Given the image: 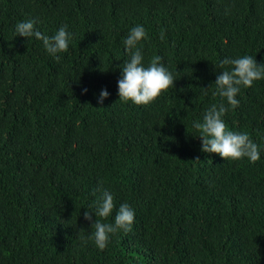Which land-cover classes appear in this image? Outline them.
Instances as JSON below:
<instances>
[{
	"label": "trees",
	"instance_id": "16d2710c",
	"mask_svg": "<svg viewBox=\"0 0 264 264\" xmlns=\"http://www.w3.org/2000/svg\"><path fill=\"white\" fill-rule=\"evenodd\" d=\"M25 19L48 35L66 24L68 51L17 36ZM136 24L145 62L159 55L176 79L147 106L118 95ZM244 54L264 63V0H0V264H264V151L205 153L191 127L221 102L219 62ZM237 98L227 127L264 149V79ZM99 186L113 216L135 210L103 250L83 217Z\"/></svg>",
	"mask_w": 264,
	"mask_h": 264
},
{
	"label": "clouds",
	"instance_id": "9594fccd",
	"mask_svg": "<svg viewBox=\"0 0 264 264\" xmlns=\"http://www.w3.org/2000/svg\"><path fill=\"white\" fill-rule=\"evenodd\" d=\"M35 24L33 19L18 21L15 24L16 35L41 41L46 53L59 60L61 57L58 54L67 52L72 41L73 34L68 31V26L61 25L52 35H48L38 30ZM160 38H164L163 32ZM148 39L146 29L141 24L132 26L122 39L128 58L123 60L122 66L119 65L121 74L117 87L119 99L126 103L147 106L164 95L169 88L173 89L176 79L165 64L161 63L162 57L156 55L145 62L142 47L143 42ZM219 63L223 70L216 76L212 95L220 97L221 102L211 103L200 118L191 121V127L197 130L196 137L201 138L202 152L216 153L230 161L247 158L250 162H256L261 159V151L264 149L247 132L230 130L224 116L230 109L239 106L240 100L237 96L242 87H252L254 82L264 79V63L258 64L248 54L224 57ZM82 92L86 93L87 88L82 89ZM204 92L207 94L208 89H204ZM109 95L106 88L101 89L96 97L97 103L102 105ZM97 191L100 195L90 206L92 211L86 209L83 217L94 228L88 239L98 249L103 250L117 232H128L132 229L135 210L127 202L121 203L113 216V193L102 186ZM109 217H112L111 222L108 221Z\"/></svg>",
	"mask_w": 264,
	"mask_h": 264
}]
</instances>
